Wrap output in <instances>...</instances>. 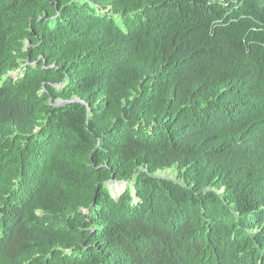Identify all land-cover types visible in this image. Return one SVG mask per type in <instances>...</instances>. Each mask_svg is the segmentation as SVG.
<instances>
[{
	"label": "trees",
	"instance_id": "obj_1",
	"mask_svg": "<svg viewBox=\"0 0 264 264\" xmlns=\"http://www.w3.org/2000/svg\"><path fill=\"white\" fill-rule=\"evenodd\" d=\"M0 264H264V0H0Z\"/></svg>",
	"mask_w": 264,
	"mask_h": 264
},
{
	"label": "rangeland",
	"instance_id": "obj_2",
	"mask_svg": "<svg viewBox=\"0 0 264 264\" xmlns=\"http://www.w3.org/2000/svg\"><path fill=\"white\" fill-rule=\"evenodd\" d=\"M173 171L172 170H169V171H166V172H161L160 175L161 176H173ZM124 186L123 185H117V186H113V191L115 192V194L117 193H120L121 189L123 188Z\"/></svg>",
	"mask_w": 264,
	"mask_h": 264
}]
</instances>
